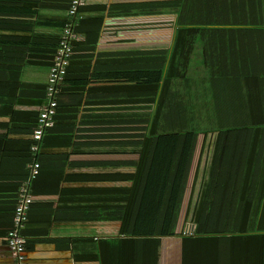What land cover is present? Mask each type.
I'll return each instance as SVG.
<instances>
[{
    "label": "trees",
    "instance_id": "16d2710c",
    "mask_svg": "<svg viewBox=\"0 0 264 264\" xmlns=\"http://www.w3.org/2000/svg\"><path fill=\"white\" fill-rule=\"evenodd\" d=\"M41 1L0 0V32L29 34H0V118L18 114L13 108L23 95L24 67L47 66L51 69L55 63L64 29L70 20L68 12L72 0H69L66 20L55 44L51 40H38L36 35V7ZM188 2L180 1L179 14L153 10L123 13L124 7L116 8L115 15L108 19L113 40H107L109 51L102 58L113 64L104 68L99 65L89 76L77 80L70 79V67L56 97L54 125L45 131L39 143L40 153L33 154L31 148L35 143L27 142L29 160L24 182L28 180L29 166L33 162L40 164L39 176L30 187L32 197L35 196V185L44 175L53 183L94 189L84 190V195L129 194L132 197L126 203L68 207L54 213L55 222L67 221L84 230L111 231L83 239L89 251L98 252L100 264L159 263L169 244L174 242L183 245V255L186 250L189 254L194 250V254L202 255L208 264H213L217 245L218 256L225 264H241L240 248L245 237L260 239L261 264H264V204L237 206L239 211L247 209L245 214H254L245 215L244 219L211 220L208 214L216 207L209 203L208 188L199 222L186 224L182 215L187 212L183 211L187 186L195 180L199 169H203V140L208 133L190 129L185 106L178 101L172 102L180 94L172 92L171 85L174 81H186L188 74V56L181 64L182 71L177 72L175 50L171 47L183 27L182 12ZM84 8L79 11L82 18L76 22V34L85 22ZM193 32L188 30L186 33V40L192 43ZM98 46L100 44L76 48V42L73 43L71 63L99 59ZM153 47L160 49L152 50ZM121 48L127 49L122 51ZM65 94L69 95L70 103L63 106L61 99ZM39 114L25 115L19 121L30 123L35 120L38 124ZM35 129L2 124L1 149L9 141L10 134L32 135ZM59 135L71 136L70 150L97 151L62 153L45 160L41 151L46 138ZM69 171L94 172L74 174ZM47 233L33 234L39 236L37 242L55 241L45 237ZM22 235L27 239L25 228ZM32 248L26 244V250ZM112 253L114 262H111Z\"/></svg>",
    "mask_w": 264,
    "mask_h": 264
},
{
    "label": "crops",
    "instance_id": "0c3cea01",
    "mask_svg": "<svg viewBox=\"0 0 264 264\" xmlns=\"http://www.w3.org/2000/svg\"><path fill=\"white\" fill-rule=\"evenodd\" d=\"M180 1L182 0H87L83 10L85 22L77 34L76 48L100 44L98 48L101 53L95 61L74 60L70 68V79L86 78L97 66L104 68L113 64L102 61V58L109 51L107 40H113V30L108 19L115 15L116 8L124 7L121 11L123 13L153 10L157 13L179 14ZM68 4L69 0L41 1V5L36 7L38 14L34 21L38 40H51L55 44L66 20ZM183 8V27L179 30L175 45H171L177 59L175 69L181 72V64L186 55L191 61L193 56L199 54L203 66L198 67L200 75L197 84L191 81L189 70L186 81L173 82L171 91L180 95L173 98L172 102L178 101L185 106L190 129L208 133L203 140V169H199L195 180L187 186L184 199H187V207L183 210L187 212L182 215L187 224L198 223L210 188L209 203L216 208L208 214L209 219H244L245 215L254 214H245L247 209L239 211L237 206L264 204V0H189ZM188 30L194 31L193 43L186 40ZM0 34L29 35L2 31ZM101 40L106 41L101 43ZM121 49L124 51L127 48ZM159 49L160 47L152 48L156 51ZM139 50L145 52L140 47ZM49 70L47 66L24 67L21 79L23 95L17 99L13 108V112L18 114L0 118V126L10 124L26 130L36 128L37 121L21 122L19 118L22 120L25 115L38 114L41 110L45 103ZM203 84L206 85L204 90L211 88V91L208 89V103L204 102L210 123L208 128H201L200 120L196 121V117L190 114L195 107L194 103L202 108L198 97H192V91ZM68 96L65 94L61 99L63 106L70 103ZM211 101L214 106H210ZM211 107L215 109L216 115L213 120ZM215 123L219 124L218 128L212 127ZM232 129L236 131L225 132ZM8 138L3 149L0 147V264H15L7 247V233L12 228L20 185L24 184L29 160L26 147L27 142L33 141V134L13 133ZM71 140L69 135L47 137L41 154L47 160L50 156L62 153L97 151L82 148L70 150ZM69 172L75 174L94 171ZM84 190L94 189L53 183L46 175L37 182L29 223L25 227L29 236L25 238L26 244L33 246L31 250H27L28 264H100L98 252L89 251L83 239L109 234L111 231L84 230L67 221H53L55 211L97 205L92 200L84 202ZM39 232H48L45 237L56 242H37L39 236L36 237L33 233L39 235ZM186 251V255H183L181 243L180 246L177 242L170 243L163 260L155 264H208L202 255H195L194 250L191 254ZM217 251L219 252L216 245L213 264H225ZM260 251L259 238L245 237L240 248L241 264H261ZM111 260L114 262L113 253Z\"/></svg>",
    "mask_w": 264,
    "mask_h": 264
},
{
    "label": "built area",
    "instance_id": "2783aa9c",
    "mask_svg": "<svg viewBox=\"0 0 264 264\" xmlns=\"http://www.w3.org/2000/svg\"><path fill=\"white\" fill-rule=\"evenodd\" d=\"M86 5V0H72L68 12V24L66 25L60 48L57 52L55 63L51 67L46 86V100L44 106L39 111L37 127L33 133V142L35 143L31 151L33 154L40 153L39 143L45 134V131L54 125L53 116L58 106L56 97L60 93V86L65 80L68 69L71 67L72 44L77 41L75 32L76 22L82 18L79 11ZM40 173V164L33 162L29 166L28 180L24 182L18 194L17 205L14 212L12 228L7 233V247L14 257L15 264H28V253L26 250V241L22 235L26 224L28 223V213L30 206L34 202L31 195V184L36 180Z\"/></svg>",
    "mask_w": 264,
    "mask_h": 264
},
{
    "label": "rangeland",
    "instance_id": "374dc122",
    "mask_svg": "<svg viewBox=\"0 0 264 264\" xmlns=\"http://www.w3.org/2000/svg\"><path fill=\"white\" fill-rule=\"evenodd\" d=\"M202 65V59L200 57L199 54H197V56H193L191 61H189L188 64V68L187 70H189V76L191 77V81H195V84H197V82L199 81V76L200 72L198 71V67L201 68ZM182 71V69L180 70ZM192 87H194L191 84ZM206 89V85H201V87H197L196 90L192 91V97L196 98L198 97V99L200 100L201 104H202V108L198 107L196 103H194L195 107L193 108V110L191 111V115L194 117H196V121L200 120V124L201 128L205 127L208 128L210 127V123H209V118H208V113H206V103H208V99L210 97V94L208 93V91H211L210 87H207V91L204 90ZM209 89V90H208ZM191 91V90H190ZM198 93V95L196 94ZM212 95V94H211ZM206 102V103H204ZM210 106H214V103L211 101ZM200 108V109H197ZM211 111H212V115L211 118L212 120L216 118L215 115V109L211 107ZM212 127L214 128H218L219 124L215 123L212 125ZM134 194V192H133ZM92 198V199H90ZM132 198V197H131ZM129 194L128 195H121V196H115V195H111V196H99L96 194V196H88V195H84V202L88 201V200H92L93 203H120V202H127L128 200L131 199ZM187 202V199L185 200V203ZM187 207V205H185V208ZM187 224V223H186Z\"/></svg>",
    "mask_w": 264,
    "mask_h": 264
}]
</instances>
